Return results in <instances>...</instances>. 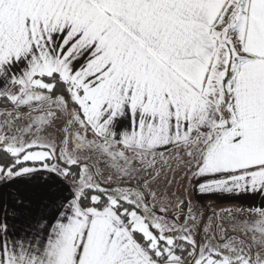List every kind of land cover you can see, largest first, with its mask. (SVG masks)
Segmentation results:
<instances>
[{"label":"snow or ice","instance_id":"6c2138e0","mask_svg":"<svg viewBox=\"0 0 264 264\" xmlns=\"http://www.w3.org/2000/svg\"><path fill=\"white\" fill-rule=\"evenodd\" d=\"M0 100V264H264V0H0Z\"/></svg>","mask_w":264,"mask_h":264},{"label":"crops","instance_id":"0c3cea01","mask_svg":"<svg viewBox=\"0 0 264 264\" xmlns=\"http://www.w3.org/2000/svg\"><path fill=\"white\" fill-rule=\"evenodd\" d=\"M199 204H200L201 210L204 211L205 217L207 218V216L211 214L212 209H219L220 207H225L230 204H235L237 206L242 205L244 207H247L248 205L259 207L261 206L262 201L260 200L259 197H247V196L242 197L240 200L221 201L217 197L208 196V197H204L203 199L199 200ZM209 204L211 205V207H207V205ZM230 234H232V228H231Z\"/></svg>","mask_w":264,"mask_h":264},{"label":"rangeland","instance_id":"374dc122","mask_svg":"<svg viewBox=\"0 0 264 264\" xmlns=\"http://www.w3.org/2000/svg\"><path fill=\"white\" fill-rule=\"evenodd\" d=\"M4 112H5V109H0V120L5 119ZM105 175H107V173H105ZM228 225L229 224H225L224 227L228 229V233L230 234L232 226L231 225L228 226ZM198 239H199V237H198Z\"/></svg>","mask_w":264,"mask_h":264},{"label":"trees","instance_id":"16d2710c","mask_svg":"<svg viewBox=\"0 0 264 264\" xmlns=\"http://www.w3.org/2000/svg\"><path fill=\"white\" fill-rule=\"evenodd\" d=\"M8 105L4 100H0V109H7Z\"/></svg>","mask_w":264,"mask_h":264}]
</instances>
